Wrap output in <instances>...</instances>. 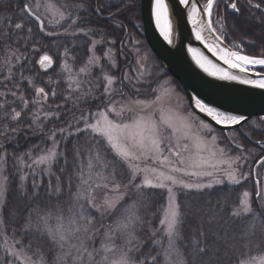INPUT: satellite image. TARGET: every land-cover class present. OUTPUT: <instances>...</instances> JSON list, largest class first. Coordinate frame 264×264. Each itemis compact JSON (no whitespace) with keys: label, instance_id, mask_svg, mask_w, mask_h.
<instances>
[{"label":"snow or ice","instance_id":"obj_1","mask_svg":"<svg viewBox=\"0 0 264 264\" xmlns=\"http://www.w3.org/2000/svg\"><path fill=\"white\" fill-rule=\"evenodd\" d=\"M219 2L177 0L195 39L227 67L218 66L195 48L189 47L188 52L208 76L264 90V54L248 55L243 41L231 39L224 17L218 13L214 17ZM91 3L25 0L22 19L0 17V52L7 69L0 78V264H264V205L260 211L253 207L264 201V142L257 141L258 155L245 149L234 134L217 135L204 121L193 132L199 117L189 112V119H184L173 109L171 97L176 89L172 82L158 72L123 22L112 29L119 30L118 36L92 26L90 16L105 12L110 13L106 19L114 21L112 8L121 12L120 5L98 0L92 8ZM224 3L232 12H241L237 0ZM135 5L136 0L124 3L129 11ZM247 5L264 14V0H247ZM170 9L171 0L150 2L156 30L174 46ZM259 18L264 21V15ZM205 31L213 37L211 42ZM37 35L72 37L84 49L81 59L76 43L72 47L67 41L62 43L60 67L67 73V87L59 99L56 88L46 91L47 85L40 86L35 77L22 71L29 48L41 52ZM225 40L228 47L223 46ZM36 63L47 71L54 59L45 51ZM121 63L127 70L120 69ZM191 101L194 109L223 129L239 131L236 126L248 120L209 106L197 96ZM261 126L264 116L259 117V124L251 122L252 128ZM22 135H38L41 141L10 152L9 145L15 143L18 148ZM9 160L17 194L26 201L24 213L7 207L13 187ZM188 178L195 179L190 182ZM249 180L254 182V192L244 190L227 211L229 217L244 222L236 234L230 235L220 223L223 206H194L178 197L180 192L203 193L217 186L243 187ZM42 187L47 201L41 197ZM146 189L167 194L162 218L157 217L159 227L150 231L145 230ZM65 190L70 193L67 201L63 200ZM98 190H103L99 197ZM114 212L118 214L113 222L104 226L103 218ZM189 218L192 227L186 229ZM97 220L104 227L99 247Z\"/></svg>","mask_w":264,"mask_h":264},{"label":"trees","instance_id":"obj_2","mask_svg":"<svg viewBox=\"0 0 264 264\" xmlns=\"http://www.w3.org/2000/svg\"><path fill=\"white\" fill-rule=\"evenodd\" d=\"M111 1V0H110ZM117 2V0H115ZM25 0H0V17H12L14 20H20L23 18L21 14V9L23 7ZM201 3H204V0H200ZM247 0H240V5L244 7L241 8V12L239 15H235L234 12L227 11L224 0H220L218 9H214V13H218L224 17V20L227 24V28L229 30V36L234 41H243L245 47L244 51L251 56L260 57L264 54V21H262L259 17L261 13L255 12L254 10L249 9L246 5ZM128 3V1L126 2ZM98 4V0H92L91 7L95 8ZM111 5H114L111 3ZM121 7V12H117L116 8H112V13H115V20L108 21L106 17L110 14L105 12L103 16H90L92 26H98L103 29L108 30L111 35H119V30L115 32L112 31L114 28L115 23L123 22L125 25L127 32L131 34L132 37L140 40L141 44L143 45L144 49L147 50L149 56L151 57V63L155 66L159 73H163L165 77L173 82V79L168 76L160 67L157 60L153 56V54L148 49L143 35H142V24H141V17H140V5L139 0H136V5L132 11H129L127 8L124 7V3L118 4ZM251 13V14H250ZM133 24H139V28H134ZM35 29V25H33ZM14 31V30H13ZM99 38V37H94ZM35 39H39V47L41 48V52L39 54L31 52V48H29V60L26 63L25 67L22 69L26 76L35 77V82L40 86H45L46 91L50 88H56L58 93V99L60 98V93L63 92L67 87V75L66 73L62 72L61 70V63L63 62L62 52L63 47L62 43L67 41L69 47H72L73 43H76L77 48H79V57L81 59L84 58V49L81 47V42L76 41L75 38L72 37H55V38H48L42 37V35H37ZM128 42L127 40L125 41ZM225 43L228 44V40H225ZM23 48V44H21ZM45 51H47L50 55L53 56L54 64L52 68L41 69L39 64L36 63L39 59V55H42ZM3 52H0V69L3 71L0 72V78L2 75L7 74V69L4 67L3 64ZM131 60V57L129 58ZM70 64H73L72 61H69ZM80 64V60H78L73 65V71H77ZM121 70H127V65L125 63L120 64ZM15 71V69H14ZM117 75H120V72H117ZM49 80L52 81L49 84ZM175 82V81H174ZM27 83L26 81L24 82ZM178 89L181 91L177 83L175 82ZM2 90V88H0ZM27 94V93H26ZM143 98V97H142ZM63 102L62 99L60 101ZM93 105L97 102L92 101ZM67 107H71V104ZM253 121L259 124V119H254ZM250 123H247L245 126L242 127V133H246L245 135L247 139L238 131L228 132L226 134H234L236 140L241 142L245 149H253L255 153L258 155L260 154V147L255 146L252 142L261 141L264 142V126L256 128L250 127ZM220 135L221 132H218ZM224 134V133H223ZM250 137V138H249ZM41 137L38 135L33 136H24L22 135L19 137V147L17 148L16 144L13 143L9 145V151H23L27 147L31 146L34 143H40ZM229 143L228 141H222V144ZM9 176L12 180L13 187L8 192L7 196V207L16 209L18 213H24L26 210V201L21 198L20 195L17 194L15 188V179L11 177V160H9ZM47 179L45 178V183ZM248 183L244 182L243 187L241 186H228L227 188H221L219 186L214 187L210 190H205L203 193H178V197L182 202L185 203H192L194 206L196 205H205L206 207H215L219 209L220 207H224V217L220 221L224 228H226L229 234H236L239 233L240 230L245 226L244 222L239 219H233L227 215V211L230 207H234L238 200L242 198V192L244 190L248 191ZM146 203H147V211L144 212L145 216V230L150 231L151 229L159 227L158 218H162V209L165 206L166 196L165 192L160 190H152L146 189ZM41 197L44 201H47V197L44 196V189L41 188ZM70 198V193L65 190L63 195V200L67 201ZM55 202V198H53V203ZM205 202H210L209 204H205ZM253 207L260 211L261 207L259 204H254ZM5 215H7V209H5ZM188 223L185 224L186 229H190L192 227L191 218H189ZM17 223H19V218ZM38 242V241H37ZM3 246V245H2ZM1 248V245H0ZM148 244H145L144 251H147ZM3 248L0 249V253H2Z\"/></svg>","mask_w":264,"mask_h":264},{"label":"water","instance_id":"obj_3","mask_svg":"<svg viewBox=\"0 0 264 264\" xmlns=\"http://www.w3.org/2000/svg\"><path fill=\"white\" fill-rule=\"evenodd\" d=\"M139 2L142 34L146 45L162 70L177 83L191 112L198 116L201 121L209 123L220 132L234 130L223 129L205 114L199 113L198 110L194 109L191 97L202 98L209 106L216 107L220 111L248 117L243 126L252 119H259V117L264 116V90L235 82L217 80L208 76L195 64L192 54L188 52L189 47L203 53L218 66L227 67L195 39L191 30L192 26L187 22L186 11L177 4V0H171L170 9L174 46H170L163 41L156 30L154 20L150 15L151 0H139ZM206 35L213 39L207 31L204 32V36ZM223 46L228 47L226 43ZM258 70L260 69H255V71ZM237 74L244 75L242 73ZM243 126H236L239 132H241ZM254 145L259 146L258 143H254Z\"/></svg>","mask_w":264,"mask_h":264},{"label":"rangeland","instance_id":"obj_4","mask_svg":"<svg viewBox=\"0 0 264 264\" xmlns=\"http://www.w3.org/2000/svg\"><path fill=\"white\" fill-rule=\"evenodd\" d=\"M128 0H124V3H126ZM108 3H113L114 5H118L120 3H122V0H117V2L115 0H108ZM41 11L43 12V9H41ZM66 73V72H64ZM67 75V73H66ZM169 80V79H168ZM171 81V80H170ZM172 82V81H171ZM171 86L173 88L176 89V92L174 95H172L171 97V102H172V107L175 111H177L184 119H189L188 117V113L191 112L187 106V103H186V100H185V97L183 96L182 92L178 89V87L176 86L174 80L171 84ZM200 119L196 120L195 123L193 124V128H192V131L193 132H196L197 131V128H196V124H199L200 123ZM191 122V121H190ZM253 122V120L251 121ZM250 127H251V123H250ZM258 128V127H257ZM256 128V129H257ZM217 135L218 132H217ZM224 135H229V134H224ZM237 141V140H236ZM238 142V141H237ZM222 144V141L220 142ZM239 143H241L239 141ZM242 144V143H241ZM223 145V144H222ZM243 145V144H242ZM231 146V145H230ZM253 150V149H252ZM257 154V153H256ZM251 163V161L249 162ZM247 170V169H245ZM262 175H264V173H262ZM190 182H193L195 178H188ZM248 183V191L251 193V192H254V182L252 180H249V181H246ZM153 190V189H152ZM158 190V189H157ZM103 190H98L97 191V196L99 197L101 195ZM160 191H163V190H160ZM164 192V191H163ZM165 196H166V202H165V206L166 207V204H167V194L165 192ZM262 205H264V201L260 202L259 206L261 207ZM118 214V212H114L112 213L111 215H107L103 218V225L104 226H107L109 224H111L115 218V216ZM101 222L99 220L96 221V226L100 228V231L97 233L96 235V246L99 247V244H100V240L102 238V234L104 232V227H101L100 226ZM0 245H1V248H3V240L0 239Z\"/></svg>","mask_w":264,"mask_h":264},{"label":"bare ground","instance_id":"obj_5","mask_svg":"<svg viewBox=\"0 0 264 264\" xmlns=\"http://www.w3.org/2000/svg\"><path fill=\"white\" fill-rule=\"evenodd\" d=\"M139 5H140V2H139ZM140 13H141V7H140ZM140 15H141V14H140ZM142 33H143V32H142ZM142 35H143V34H142ZM143 38H144V37H143ZM205 38L208 39L209 42H211V40H212V39H210V37H208V35H206ZM144 41H145V39H144ZM145 43H146V42H145ZM148 49H149V48H148ZM150 52H151V51H150ZM151 53H152V52H151ZM153 56H154V55H153ZM234 131H235V130H234ZM218 132H220V131H218ZM230 132H233V131H230ZM238 132H239V131H238ZM221 133L226 134L227 132H221ZM240 133L242 134V130H241ZM243 136L245 137V135H243ZM252 143H257V142H254V141H253ZM255 146H256V145H255Z\"/></svg>","mask_w":264,"mask_h":264},{"label":"flooded vegetation","instance_id":"obj_6","mask_svg":"<svg viewBox=\"0 0 264 264\" xmlns=\"http://www.w3.org/2000/svg\"><path fill=\"white\" fill-rule=\"evenodd\" d=\"M237 2H238V6L240 7V8H243L244 6L243 5H240V0H237ZM254 2H259V0H254ZM246 5H247V2H246ZM248 6V5H247ZM231 9H227V11H230ZM232 11V10H231ZM217 14V12L216 13H214V17H215V15ZM220 15V14H219ZM235 15H239V13H235ZM221 16V15H220Z\"/></svg>","mask_w":264,"mask_h":264}]
</instances>
